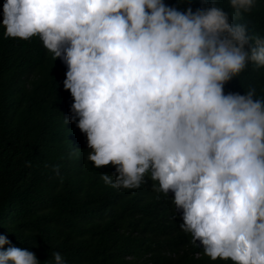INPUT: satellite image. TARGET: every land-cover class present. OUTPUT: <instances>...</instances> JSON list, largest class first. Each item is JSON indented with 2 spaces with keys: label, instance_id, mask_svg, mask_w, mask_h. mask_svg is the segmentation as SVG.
I'll use <instances>...</instances> for the list:
<instances>
[{
  "label": "clouds",
  "instance_id": "1",
  "mask_svg": "<svg viewBox=\"0 0 264 264\" xmlns=\"http://www.w3.org/2000/svg\"><path fill=\"white\" fill-rule=\"evenodd\" d=\"M234 20L255 0H229ZM192 0H6L5 38L39 37L66 73L87 159L113 188L172 199L192 254L264 264V99L234 80L264 67V39L217 7ZM115 177L113 183L112 177ZM0 264H39L5 245ZM56 264H64L59 252Z\"/></svg>",
  "mask_w": 264,
  "mask_h": 264
},
{
  "label": "trees",
  "instance_id": "2",
  "mask_svg": "<svg viewBox=\"0 0 264 264\" xmlns=\"http://www.w3.org/2000/svg\"><path fill=\"white\" fill-rule=\"evenodd\" d=\"M0 0V23L3 4ZM229 22L264 39V0L234 20L229 0H217ZM211 7L192 0L179 10ZM0 26V234L5 245L33 252L39 264H234L192 254L191 236L180 228L182 213L153 190L150 175L136 189L102 180L109 165L87 159L86 134L69 120L74 99L64 89L66 73L39 37L5 38ZM264 99V67L249 63L234 77ZM113 183L115 177H112Z\"/></svg>",
  "mask_w": 264,
  "mask_h": 264
}]
</instances>
